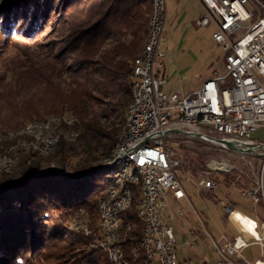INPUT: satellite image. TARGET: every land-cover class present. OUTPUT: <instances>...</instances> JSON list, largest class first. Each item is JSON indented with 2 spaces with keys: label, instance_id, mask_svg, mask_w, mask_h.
I'll return each instance as SVG.
<instances>
[{
  "label": "trees",
  "instance_id": "obj_1",
  "mask_svg": "<svg viewBox=\"0 0 264 264\" xmlns=\"http://www.w3.org/2000/svg\"><path fill=\"white\" fill-rule=\"evenodd\" d=\"M72 5L75 10L79 9V27L72 34L74 44L63 53L72 56L71 64H66L57 47L51 46L50 51L54 50L49 57L52 65L47 73L39 75V86L51 85L59 105L36 109L20 121L6 123L0 119V135L6 136L29 123L67 113L73 115L76 122L64 131H75L77 137L72 141L61 137L50 155L17 152L13 162L19 174L0 175L2 186L30 172L25 181L0 190V203L6 206L0 213V264L110 263L104 251L95 246L92 234L94 236L98 230V200L110 185L107 176L113 171L112 167L86 173L77 183H71L59 172L37 175L31 171L46 170L50 164H56L62 170L69 167L71 175L77 176L91 166L110 161L124 131L132 63L146 39L151 5L149 0H77ZM18 17L19 13L5 15L0 23L4 34L20 30L22 22ZM75 56L86 60L89 70L73 59ZM93 92L98 97L92 95ZM21 138L6 137L0 142V155L6 154ZM196 145L199 150L181 147L185 151L182 164L192 176L204 171V159L208 156L203 150L208 145L200 142ZM236 184L242 187L240 180ZM232 204L235 205L230 202L226 207L232 208ZM78 210L85 214L89 234L69 235L63 224L49 217L57 211L63 221H68ZM42 215L47 219L41 220ZM139 226L132 204L121 215L120 235L138 236ZM122 245L125 252L135 247V244Z\"/></svg>",
  "mask_w": 264,
  "mask_h": 264
},
{
  "label": "rangeland",
  "instance_id": "obj_2",
  "mask_svg": "<svg viewBox=\"0 0 264 264\" xmlns=\"http://www.w3.org/2000/svg\"><path fill=\"white\" fill-rule=\"evenodd\" d=\"M74 1L77 0H0V23L9 12L13 15L19 13L18 18L22 22V27L17 33H8L10 37L0 29V119L3 122L20 121L27 115L30 116L36 109L59 105L51 85L39 86V75L47 73L49 66L52 65L49 57L54 50L50 51L51 46L57 47L63 55L64 51L74 44L72 34L79 27L77 26L79 9L75 10L72 5ZM197 18L194 0H166L160 50L171 53L174 68V72L167 76V85L163 88L166 94L181 92L184 94L181 95L185 96L199 89L215 72L220 75L225 74L223 51L212 39L214 29L211 25L198 26ZM71 57L68 54L63 55L64 62L70 65ZM73 59L89 70L87 69L89 64L84 62L86 60L82 57L75 56ZM92 95L98 97L96 92ZM125 126L126 115L124 131ZM211 136L216 137L214 134ZM251 139L264 143V131L259 129L253 132ZM196 142L208 145L203 149L208 152V156L204 159V171L192 176L185 170V165H181L184 169L180 167L177 176L187 197L172 200L168 196L169 204L163 217L165 215L167 224L172 228L176 252L180 260L213 264L220 259L217 246L221 248L224 241L239 234L236 224L225 215L226 206L230 202L235 204L233 209L264 223L263 202L259 200L260 206L241 195L243 190L256 188L260 183L264 189L263 158L239 154L197 138L174 137L168 140V146L173 149L176 158L182 161L185 151L181 147L199 150ZM257 154H264V150H258ZM210 160L229 165L230 171L207 174V163ZM50 167L57 166L50 164L48 168ZM101 170L103 169L95 171L101 172ZM66 171L71 169L67 167ZM202 178L212 180L217 187L203 190L198 183ZM225 178L227 181L223 182ZM80 180L70 182L77 183ZM237 180L241 181L242 187L236 184ZM5 207L0 203V213ZM242 214L235 212L233 221L247 226L257 235L254 227L250 226L252 225L250 221L246 219L247 216ZM50 215L49 217L63 224L69 235H86L88 231L82 210L73 213L68 221H63L57 211ZM45 218L42 215L40 219ZM68 258L69 256L66 257ZM234 258L247 261L249 264L256 260L264 261V241L261 248L257 242L248 238L247 246Z\"/></svg>",
  "mask_w": 264,
  "mask_h": 264
},
{
  "label": "built area",
  "instance_id": "obj_3",
  "mask_svg": "<svg viewBox=\"0 0 264 264\" xmlns=\"http://www.w3.org/2000/svg\"><path fill=\"white\" fill-rule=\"evenodd\" d=\"M197 1L202 6V14L196 23L201 27H214L212 39L223 51L225 74L215 72L200 89L186 96L166 94L162 90L167 83L163 74L164 53L160 50L166 5L165 0H157L156 36L131 75L134 80V117L126 121L120 154L110 159L121 155L137 158L138 168L147 178L146 238L149 256L155 258V264H207L177 258L172 228L162 218L169 204V195L176 200L186 197L177 176L182 161L168 146L169 139L181 136L213 143L208 138L214 137L209 134L217 133L220 136L215 138L233 142L242 149L239 154L262 157L264 169V154H257L258 150H264V143L251 139L253 132L264 131V0ZM38 136L39 144L26 143L22 147L48 145L53 141ZM216 145L225 149L221 144ZM207 167V174L230 171L229 165L212 160ZM122 178H128L125 168L124 175L118 178L119 186H114V196L101 199L106 207L105 227H101V231H107V240H111L110 249L113 250L114 233L120 223L113 216V206L119 205L121 200ZM198 183L203 190L217 187L208 178H202ZM241 195L254 204L259 200L264 204L262 183L256 188L243 190ZM235 212L226 207V216L236 224L239 234L224 241L221 248L217 246L220 259L213 264H249L234 258L247 246L248 238L263 248L264 223L245 216L254 225L255 235L247 226L233 221ZM252 264H264V261L256 260Z\"/></svg>",
  "mask_w": 264,
  "mask_h": 264
},
{
  "label": "bare ground",
  "instance_id": "obj_4",
  "mask_svg": "<svg viewBox=\"0 0 264 264\" xmlns=\"http://www.w3.org/2000/svg\"><path fill=\"white\" fill-rule=\"evenodd\" d=\"M151 8L149 14V22L147 26L146 41L140 50L139 54L134 58L132 63V70L136 63H139L144 52L147 51L148 45L152 38L156 36V19L158 11L157 0H149ZM134 80L132 77L130 86V102L126 111V121L132 120L134 117L135 94H134ZM70 120V123L67 121ZM76 118L71 114H61L49 116L43 120L32 122L25 127L16 131L9 132L6 136L0 135V142L6 137L14 138L20 136L13 147L8 149L6 154L0 155V167L7 165V167L0 168V175L12 174L16 171L14 168L13 156L15 153L27 154L29 152L39 153L43 155H50L61 137L68 140H73L77 136L76 132H65L64 128H71L74 126ZM123 135L120 137L118 143L112 151V158L120 154V144L123 143ZM41 139L53 140L48 145H30L27 147L26 143L39 144V136ZM118 160L114 163L111 169L113 171L107 176L110 185L102 192L98 200L99 219L97 223V233L94 234V244L99 247L104 253L110 264H155V258L149 256L148 240L146 238V224L148 214V199L145 196L147 187V178L144 177L143 171L138 168L137 158L131 155L118 156ZM124 168L128 178H122L120 182L121 200L119 205L113 206V216L117 221H121V215L125 213L132 204L135 207V216L139 222V235L135 236L131 233H124L120 235V223H118L117 231L114 233V250L111 248V240H107V231H101V227H105L106 207L101 200L106 196H114V186H119V179L124 175ZM130 178V179H129ZM85 229V228H84ZM87 231V230H86ZM88 230L85 234H89ZM122 243L129 245L135 244L128 252L123 250Z\"/></svg>",
  "mask_w": 264,
  "mask_h": 264
},
{
  "label": "water",
  "instance_id": "obj_5",
  "mask_svg": "<svg viewBox=\"0 0 264 264\" xmlns=\"http://www.w3.org/2000/svg\"><path fill=\"white\" fill-rule=\"evenodd\" d=\"M210 141H212L213 143L216 144H221L223 145L226 149L233 151V152H237V153H241L243 152L242 149L238 148L235 146V144L233 142H230L228 140L225 139H220V138H208ZM118 157H115L114 159L104 162V163H100L94 166L89 167L86 170H83L81 173H79V175L77 176H73L71 175V171H66V170H62L59 169L58 167H50L46 170H32L31 173L33 174H37V175H47L53 172H59L60 174H62L66 179H68L69 181H78L80 180L86 173L98 170V169H107L110 168L114 165V163L118 160ZM19 174V169L17 168L16 171L12 174H8V175H18ZM30 175L29 173H26V175L24 176H18L17 178L11 179L9 181H7L6 183H4L2 186H0V190L6 186V185H16L19 182L24 181L28 176ZM2 176V175H1Z\"/></svg>",
  "mask_w": 264,
  "mask_h": 264
},
{
  "label": "crops",
  "instance_id": "obj_6",
  "mask_svg": "<svg viewBox=\"0 0 264 264\" xmlns=\"http://www.w3.org/2000/svg\"><path fill=\"white\" fill-rule=\"evenodd\" d=\"M195 1V3H196V10H197V14H198V18L200 17V15L202 14V6H201V4L197 1V0H194ZM165 5H166V0H165ZM197 18V19H198ZM212 26V25H211ZM213 27V26H212ZM213 29H214V27H213ZM213 32H214V30H213ZM164 53V58H163V65H164V68H163V74H164V76H165V78L167 79V76L168 75H171L173 72H174V68H173V64H172V56H171V53H168V52H163ZM205 82V81H204ZM203 82V83H204ZM166 85H167V83H166ZM165 85V86H166ZM164 86V87H165ZM163 87V88H164ZM163 88H162V90H163ZM200 89V88H199ZM198 90V89H197ZM194 92V91H193ZM176 93H178V94H182L181 92H176ZM192 93V92H191ZM190 93V94H191ZM182 95H184V94H182ZM187 95H189V94H187ZM186 96V95H185ZM184 189V188H183ZM184 192H185V194H186V191L184 190ZM170 196V199L172 198V200H176V199H174L171 195H169ZM186 197H187V194H186ZM184 199V198H183ZM233 205V204H232ZM232 209H233V206H232ZM233 210H235V209H233ZM236 212H238V213H240V214H242L241 212H239V211H237V210H235ZM226 215V214H225ZM242 215H244V216H247V215H245V214H242ZM248 217V216H247ZM163 218V220L167 223V220H166V217H165V215H164V217H162ZM177 258H178V256H177ZM179 259V258H178ZM180 260V259H179Z\"/></svg>",
  "mask_w": 264,
  "mask_h": 264
},
{
  "label": "snow or ice",
  "instance_id": "obj_7",
  "mask_svg": "<svg viewBox=\"0 0 264 264\" xmlns=\"http://www.w3.org/2000/svg\"><path fill=\"white\" fill-rule=\"evenodd\" d=\"M251 227H254V225H250Z\"/></svg>",
  "mask_w": 264,
  "mask_h": 264
}]
</instances>
